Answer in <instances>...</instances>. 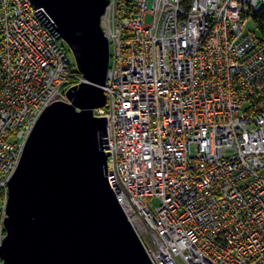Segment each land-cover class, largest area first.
I'll return each mask as SVG.
<instances>
[{"label": "built area", "instance_id": "built-area-1", "mask_svg": "<svg viewBox=\"0 0 264 264\" xmlns=\"http://www.w3.org/2000/svg\"><path fill=\"white\" fill-rule=\"evenodd\" d=\"M263 6L110 0L101 17L110 64L94 114L153 264H264V35L246 29ZM54 24L31 0H0V243L27 140L85 81Z\"/></svg>", "mask_w": 264, "mask_h": 264}, {"label": "water", "instance_id": "water-1", "mask_svg": "<svg viewBox=\"0 0 264 264\" xmlns=\"http://www.w3.org/2000/svg\"><path fill=\"white\" fill-rule=\"evenodd\" d=\"M54 21L85 81L46 108L9 183L0 264H153L113 191L104 90L110 0H31Z\"/></svg>", "mask_w": 264, "mask_h": 264}, {"label": "rangeland", "instance_id": "rangeland-1", "mask_svg": "<svg viewBox=\"0 0 264 264\" xmlns=\"http://www.w3.org/2000/svg\"><path fill=\"white\" fill-rule=\"evenodd\" d=\"M150 21V18L148 17L147 18V22ZM246 29L247 30H251V31H254L255 33H260L258 28H257V25L254 21V19H251L248 21V23L246 24ZM71 55H72V58H73V61L74 63H76V60H75V57H74V54L71 52ZM263 176H264V170H262L260 172ZM151 203L154 205V206H158L160 204V200L158 198H155L151 201Z\"/></svg>", "mask_w": 264, "mask_h": 264}, {"label": "trees", "instance_id": "trees-1", "mask_svg": "<svg viewBox=\"0 0 264 264\" xmlns=\"http://www.w3.org/2000/svg\"><path fill=\"white\" fill-rule=\"evenodd\" d=\"M259 32L264 35V6L253 17Z\"/></svg>", "mask_w": 264, "mask_h": 264}, {"label": "bare ground", "instance_id": "bare-ground-1", "mask_svg": "<svg viewBox=\"0 0 264 264\" xmlns=\"http://www.w3.org/2000/svg\"><path fill=\"white\" fill-rule=\"evenodd\" d=\"M126 212H127V211H126ZM127 214H128V212H127ZM6 217H7V216H6ZM6 217H5V218H6ZM3 225H4V228H5V236H4V238H5L6 235H7V231H6V227H5V219H4ZM1 243H2V242H1ZM1 243H0V244H1Z\"/></svg>", "mask_w": 264, "mask_h": 264}]
</instances>
